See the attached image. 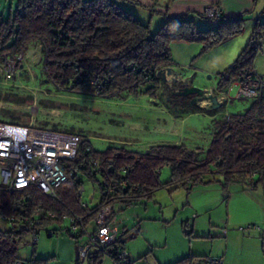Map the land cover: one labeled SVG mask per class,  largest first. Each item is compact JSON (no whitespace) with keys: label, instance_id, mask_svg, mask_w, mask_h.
I'll list each match as a JSON object with an SVG mask.
<instances>
[{"label":"trees","instance_id":"trees-1","mask_svg":"<svg viewBox=\"0 0 264 264\" xmlns=\"http://www.w3.org/2000/svg\"><path fill=\"white\" fill-rule=\"evenodd\" d=\"M243 16H222L214 28L198 29L186 15H167L152 33L148 24L124 11L118 0H18L17 8L6 18L0 15V59L5 52H25L30 42L40 41L45 73L60 89L111 96L123 90L136 93L149 84L144 92L154 95L160 84L158 71L173 63L172 42L197 41L207 49L240 32ZM260 27L264 28V23L257 22L252 39L223 70L228 78H220V92L244 72L254 71L252 60L261 46L257 39ZM190 93L186 109H200L191 102L196 93ZM250 99L243 113L221 115L205 151L168 142L151 144L145 151L130 150L123 144L97 151L82 137L78 159L63 162L70 178L58 188L57 198L35 186L10 193L0 182V220L9 224L0 229V264L20 260L16 243L28 231L36 234L41 227L58 231L66 220L67 232L79 236L69 231L71 215H82L85 226L93 224L94 230L102 204L124 208L152 199L164 185L173 186L171 190L182 187L190 193L199 185L217 183L226 191L235 184L264 195V95ZM164 165L170 166L171 176L161 183L158 174ZM84 179L96 181L101 193L98 204L92 207L82 203L78 195ZM36 209H40L39 216H34ZM36 219L41 224L30 225ZM110 247L90 249L82 261L102 264L105 252L116 259L118 250L109 251ZM195 257L189 254L172 264H190ZM207 257L203 264H208ZM32 259L36 264L44 261Z\"/></svg>","mask_w":264,"mask_h":264},{"label":"rangeland","instance_id":"rangeland-1","mask_svg":"<svg viewBox=\"0 0 264 264\" xmlns=\"http://www.w3.org/2000/svg\"><path fill=\"white\" fill-rule=\"evenodd\" d=\"M118 2L124 11L148 24L152 33L164 22L138 1ZM17 3L18 0H0V15L6 18L17 8ZM150 14H154L151 19ZM191 19L198 29L215 25L199 14H192ZM257 22L264 23L243 20L240 32L207 49L197 41L172 42L170 66L173 71L169 74L165 68L161 69L160 84L154 95L144 92L149 84L136 93L123 90L111 96L60 89L45 73L42 42L32 41L27 50L21 52L22 60L16 61L18 64L10 77L5 75L4 62L0 59V121L74 132L86 138L97 151L117 144L145 151L151 144L165 142L205 151L221 115L243 113L252 102L250 98L236 97L238 86L234 82L223 92L218 87L220 73L252 39ZM257 39L261 46L252 60V68L264 76V28H259ZM178 73L186 83L177 79ZM182 88L180 94L175 93ZM190 92L201 94L204 98L194 96L192 103L205 107L186 109L190 97L181 98V95L191 96ZM215 95L220 96L221 105L212 108L210 100L204 99ZM170 176V166L164 165L159 170L158 181L165 183ZM172 187L164 185L155 191L152 199L123 209L116 205L114 221L120 233L123 227L128 231L108 250H125L130 264H172L189 254L196 256L190 264H203L205 256L220 257L222 264H264L260 226L247 222L242 216L249 212L257 214L255 206L235 194L227 204V193L215 189L218 188L216 183L199 185L190 193L182 187L171 190ZM100 194L96 181L83 180L82 203L92 207L98 204ZM229 218L238 222H231ZM253 224L259 229L249 227ZM60 225L63 228L54 235L48 234V227H41L36 236L26 232L16 243L18 257L43 259L41 264H87L80 258L75 259V247L85 242L87 235L72 237L65 228L67 221ZM8 226L6 221L0 220V229ZM93 226L89 225L87 231ZM136 228L137 233L128 236ZM102 264L117 262L105 252Z\"/></svg>","mask_w":264,"mask_h":264},{"label":"built area","instance_id":"built-area-1","mask_svg":"<svg viewBox=\"0 0 264 264\" xmlns=\"http://www.w3.org/2000/svg\"><path fill=\"white\" fill-rule=\"evenodd\" d=\"M203 14L215 24L223 16L221 8L216 4L206 5ZM2 57L3 71L10 77L18 64L16 61L22 60V54L5 52ZM227 76L226 72L220 74L222 80L227 79ZM233 82L238 86L237 98H257L264 95V76L258 75L255 71H246ZM81 139L82 137L76 133L0 121V182L10 193L35 186L43 193L57 198L58 188L70 178L63 162L78 159L76 157ZM74 174L76 175V172ZM120 184L124 185L125 182L122 181ZM81 190L82 187L78 191L79 197ZM108 191H112V187H109ZM113 212L112 205L102 204L95 217L96 227L90 232L87 231L82 215L73 214L69 217V231L87 235V240L79 247L80 259L83 260L90 249L106 250L116 243L120 230L114 221ZM39 215L40 209H36L34 216ZM31 224L38 226L41 223L36 219L31 221ZM249 227L259 229L255 224ZM47 232L54 235L58 231L48 228ZM115 260L117 264L131 263L123 249L117 251ZM206 260L208 264H222L221 258L208 256ZM15 264L36 262L34 259H20Z\"/></svg>","mask_w":264,"mask_h":264},{"label":"crops","instance_id":"crops-1","mask_svg":"<svg viewBox=\"0 0 264 264\" xmlns=\"http://www.w3.org/2000/svg\"><path fill=\"white\" fill-rule=\"evenodd\" d=\"M135 1H138L143 6L152 9L154 14H157L159 16V20H161L162 22L165 21L167 15L168 16L186 15L188 18L191 19L192 14H199L203 18H207L203 15V8L208 4L218 5L223 12V17H233L240 14H244L243 20H245V22L248 21L250 23H253L258 20L264 21V0H135ZM154 14H150V19L152 17L151 15ZM192 20L194 21V19ZM214 27L215 25L214 26L209 25L208 28H214ZM165 69L170 70L169 74H171V72L173 71L171 69V66H168ZM158 76L160 75L158 74ZM177 77L178 80L183 81L185 83L187 82V80H183L181 78V75L179 73L177 74ZM215 97L217 98V103L215 104V106H213L210 97H207L204 100L209 99L210 102L212 103L211 104L212 108H217L221 105L219 100L220 96L215 95ZM199 106H204V105L200 104ZM216 185L218 186V188L215 189H222L219 184L216 183ZM222 192L227 193L228 195L227 198L228 200L226 202L227 204L228 202H230L229 200L230 197L235 194L244 197L246 203L255 206V208L257 209L256 210L257 214H252L251 212H249L242 216L246 218L244 220H246L247 222H253L260 226L262 249H264V196H261L256 191L235 184L229 186L226 191L222 190ZM248 199L251 202L248 201ZM229 221H231L230 218ZM231 222L236 223L238 221L235 220ZM88 226H86V228ZM123 229H124L123 231H126L124 234H126L128 230L125 229V227H123ZM228 232L229 230H227L226 233L227 235ZM71 236L73 237V235ZM83 243H81L80 245H82ZM80 245L77 246L78 252ZM215 258H220V257H215Z\"/></svg>","mask_w":264,"mask_h":264},{"label":"water","instance_id":"water-1","mask_svg":"<svg viewBox=\"0 0 264 264\" xmlns=\"http://www.w3.org/2000/svg\"><path fill=\"white\" fill-rule=\"evenodd\" d=\"M169 73H170V70L169 69H166ZM161 72L162 70L158 71V74L161 75ZM211 99V102L213 103V106H215V104L217 103V98L215 96H211L210 97ZM138 231V228H136L133 232L129 233L128 236H131L135 233H137ZM126 231H122L120 233V236L123 235ZM75 259L78 260L79 259V253H78V249H77V246L75 247Z\"/></svg>","mask_w":264,"mask_h":264},{"label":"flooded vegetation","instance_id":"flooded-vegetation-1","mask_svg":"<svg viewBox=\"0 0 264 264\" xmlns=\"http://www.w3.org/2000/svg\"><path fill=\"white\" fill-rule=\"evenodd\" d=\"M184 88H186V86H185ZM184 88H182L180 91L175 92V93L180 94L179 92H182V91L184 90ZM188 93H189V92H188ZM182 94H183V95H181V98H183V97H189V96L187 95V93H182ZM194 96H197V97H196L197 99H202V98H204L203 96H201V94H198V93H196ZM191 102H193V98H192Z\"/></svg>","mask_w":264,"mask_h":264}]
</instances>
